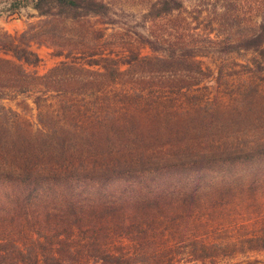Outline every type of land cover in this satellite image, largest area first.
I'll return each mask as SVG.
<instances>
[{"label": "trees", "instance_id": "obj_1", "mask_svg": "<svg viewBox=\"0 0 264 264\" xmlns=\"http://www.w3.org/2000/svg\"><path fill=\"white\" fill-rule=\"evenodd\" d=\"M198 1L195 21L211 14ZM229 5L214 8L205 39L262 72L264 20L227 27ZM30 6L37 22L0 33V264H264V90L187 103L208 78L199 48L149 34L109 45L118 22L103 0ZM185 10L155 0L143 18ZM91 18L105 28L89 32ZM33 46L63 61L28 72ZM15 94L35 95L37 130L2 105Z\"/></svg>", "mask_w": 264, "mask_h": 264}, {"label": "rangeland", "instance_id": "obj_2", "mask_svg": "<svg viewBox=\"0 0 264 264\" xmlns=\"http://www.w3.org/2000/svg\"><path fill=\"white\" fill-rule=\"evenodd\" d=\"M115 13L117 24L106 27L105 41L109 45L116 42H128L138 44L140 35H157L159 41L167 42L175 47L199 48L202 51L195 61L206 71L208 78L199 86L187 91L183 96L185 102L201 101L211 99L219 106L234 104V100L239 97L244 90L256 88L264 90V60L258 59L263 71L259 72L253 63L250 55H228L220 54L218 46L206 41L204 29L212 26L217 27L220 23L219 18L214 17L213 10L219 8L221 4L231 3L228 14L232 17L225 21V25L230 27L236 18L241 25L250 26L264 20V0H210L207 5L208 12H205L199 20L193 19L197 11L198 0H181L185 11L173 13L170 16L157 21L145 22L144 14L149 5L155 0H103ZM226 1V3H225ZM22 6V7H21ZM206 16V18H205ZM39 20L36 12L30 6V0H0V33H7L12 37L21 34L30 23ZM100 20L91 18L85 25L90 32L101 27ZM192 28L193 31H190ZM108 35V36H107ZM213 38V35L210 36ZM103 41H100L101 46ZM119 45V43H115ZM107 50L108 47H102ZM32 49L38 54L40 62L34 67L26 66V70L39 76L47 74L51 69L60 65L63 59L54 56L53 51L45 46H33ZM154 55L149 49H142L141 56ZM0 57L9 59L0 52ZM81 63L87 61L80 59ZM34 94H15L7 100L2 101L5 108H9L19 116L21 120H26L33 130L39 128L38 110L34 104ZM51 97L42 106L44 111L48 106L56 105L51 103ZM83 105L82 101H79ZM49 112L51 109L48 110ZM46 119L44 118L43 121ZM115 246L120 242L113 240ZM237 262L236 259L230 261L231 264Z\"/></svg>", "mask_w": 264, "mask_h": 264}]
</instances>
